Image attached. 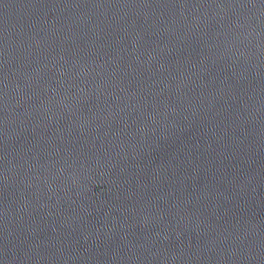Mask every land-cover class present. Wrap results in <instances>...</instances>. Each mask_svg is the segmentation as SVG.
I'll return each instance as SVG.
<instances>
[{"label":"water","instance_id":"obj_1","mask_svg":"<svg viewBox=\"0 0 264 264\" xmlns=\"http://www.w3.org/2000/svg\"><path fill=\"white\" fill-rule=\"evenodd\" d=\"M0 264H264V0H0Z\"/></svg>","mask_w":264,"mask_h":264}]
</instances>
